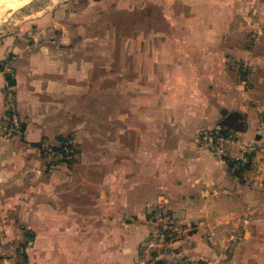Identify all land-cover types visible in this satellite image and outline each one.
<instances>
[{
  "label": "crops",
  "instance_id": "1",
  "mask_svg": "<svg viewBox=\"0 0 264 264\" xmlns=\"http://www.w3.org/2000/svg\"><path fill=\"white\" fill-rule=\"evenodd\" d=\"M41 1L37 7L28 3L23 17L25 26L38 25L37 34L46 31L43 24L62 34L78 24L75 0ZM118 2L136 15L151 6L164 22L136 26L152 33L149 40L159 39V47L135 57L120 89L118 125L110 123L103 149L81 146L74 163L47 169L38 143L54 141L68 128L25 123L29 167L39 173L44 194L39 222L54 225V233L45 232L55 241L54 263L47 264H138L140 244L160 210L185 228L175 251L228 264L229 241L247 237L264 208V0ZM21 46L0 40V116L5 85L17 88L20 102L32 89L28 83L19 88L24 61L30 65L34 57L10 60L16 71L11 85L3 70L7 54H18ZM222 127L255 146L240 175L196 139L201 130ZM11 178L13 186L17 176ZM34 189L24 187L27 193ZM22 207L18 216L29 222L31 203Z\"/></svg>",
  "mask_w": 264,
  "mask_h": 264
},
{
  "label": "rangeland",
  "instance_id": "2",
  "mask_svg": "<svg viewBox=\"0 0 264 264\" xmlns=\"http://www.w3.org/2000/svg\"><path fill=\"white\" fill-rule=\"evenodd\" d=\"M118 1L75 0L73 6L78 13V24L74 29L66 26L64 34L49 24L41 26L46 31L40 34L36 33L38 25H24V13L30 10L28 3L37 7L43 4L41 0H27L6 8L0 15V40L15 39L24 43L18 54H7L8 65L3 66V70L10 76L15 75L10 60L15 61L18 56L34 57L32 64H25V61L23 64L24 81L19 89L27 83L32 86L21 98L23 101H19L17 88L9 85L3 88L0 264L54 263V254L51 256L54 237L45 234L47 231L54 233V225L39 222L38 212L44 194L39 190V173L29 167L27 155L30 148L22 140L25 123L42 120L53 130L68 128L66 132L56 134L54 141L41 140L38 143L47 169L61 163L71 165L82 147L91 150L99 146L103 149V138L109 134L110 123L118 125L120 89L126 80H130L126 78L131 69L134 70L135 57L150 56L152 46L158 50L159 39L149 40L152 33L137 31L136 26L160 24L164 18L152 15L155 10L151 6L140 15H136L134 9L122 10ZM8 93L13 97V112L7 106ZM60 137L66 140L62 147ZM13 174L17 180L11 186L9 180ZM3 183L6 185L1 186ZM29 185L35 188L31 193L24 191ZM24 201L31 203L33 214L27 218L29 222L18 216ZM257 213L262 220L255 229L253 227L245 238L229 241L225 256L228 264H264V208ZM235 248L240 251L248 249V252L237 255L234 254Z\"/></svg>",
  "mask_w": 264,
  "mask_h": 264
},
{
  "label": "built area",
  "instance_id": "3",
  "mask_svg": "<svg viewBox=\"0 0 264 264\" xmlns=\"http://www.w3.org/2000/svg\"><path fill=\"white\" fill-rule=\"evenodd\" d=\"M7 106L14 111L10 93L7 94ZM196 139L205 144L216 158L240 165L249 163L255 149L254 144L240 140L232 131L201 130ZM184 231L185 228L169 212L158 211L153 219V228L140 244L138 264H150L159 257L166 258L167 264H208L203 258H194L173 249V243L183 236Z\"/></svg>",
  "mask_w": 264,
  "mask_h": 264
},
{
  "label": "trees",
  "instance_id": "4",
  "mask_svg": "<svg viewBox=\"0 0 264 264\" xmlns=\"http://www.w3.org/2000/svg\"><path fill=\"white\" fill-rule=\"evenodd\" d=\"M224 124H230L228 120H224L223 122ZM222 132H227V131H231L229 129V127H222L220 129ZM61 141H62V145L60 147L63 146V143L64 141H66L63 137H60L59 138ZM228 163V166L233 170V173L236 174V175H240L241 171L244 170L247 166H248V163L245 164V165H240V164H237L235 162H232V161H227Z\"/></svg>",
  "mask_w": 264,
  "mask_h": 264
},
{
  "label": "bare ground",
  "instance_id": "5",
  "mask_svg": "<svg viewBox=\"0 0 264 264\" xmlns=\"http://www.w3.org/2000/svg\"><path fill=\"white\" fill-rule=\"evenodd\" d=\"M27 0H0V15H2L3 10L6 8H11L13 6L25 3Z\"/></svg>",
  "mask_w": 264,
  "mask_h": 264
},
{
  "label": "water",
  "instance_id": "6",
  "mask_svg": "<svg viewBox=\"0 0 264 264\" xmlns=\"http://www.w3.org/2000/svg\"><path fill=\"white\" fill-rule=\"evenodd\" d=\"M7 79H8V84H13L14 81L11 79L10 75H7Z\"/></svg>",
  "mask_w": 264,
  "mask_h": 264
}]
</instances>
